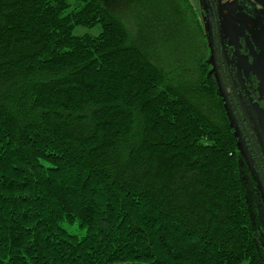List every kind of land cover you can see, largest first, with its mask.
<instances>
[{"label":"trees","instance_id":"16d2710c","mask_svg":"<svg viewBox=\"0 0 264 264\" xmlns=\"http://www.w3.org/2000/svg\"><path fill=\"white\" fill-rule=\"evenodd\" d=\"M212 52L192 0H0V264H264Z\"/></svg>","mask_w":264,"mask_h":264},{"label":"flooded vegetation","instance_id":"af4514ba","mask_svg":"<svg viewBox=\"0 0 264 264\" xmlns=\"http://www.w3.org/2000/svg\"><path fill=\"white\" fill-rule=\"evenodd\" d=\"M202 4L203 23L209 32L210 43H212L213 55L216 65L214 66V74L220 78L224 91L228 94L230 106L236 116V131L245 145L251 158V165L255 172L259 175L264 194V161L257 148L255 136L250 128L249 121L241 109L242 104H248L249 99L257 96L258 80L253 73L245 74L243 70H239L235 65L236 62L252 58V48H256L251 39L244 35L250 34V30L243 26V23L257 21L260 25H264V7L255 0H234L240 4V11L235 9L229 15L237 14L239 22L230 23L233 38L222 37L221 26L222 17L221 10L224 5L220 0H200ZM242 10V11H241ZM228 16V15H227ZM231 17H234L231 16ZM245 75H244V74ZM240 74V75H239ZM259 235L264 238V223L259 230Z\"/></svg>","mask_w":264,"mask_h":264},{"label":"rangeland","instance_id":"374dc122","mask_svg":"<svg viewBox=\"0 0 264 264\" xmlns=\"http://www.w3.org/2000/svg\"><path fill=\"white\" fill-rule=\"evenodd\" d=\"M68 1L73 4L75 0ZM192 1L199 9V12H201V1ZM220 3L224 5L223 10L220 11L223 22L221 26L222 37L223 39L227 37L231 39L233 38V33L230 28V23H236L239 22V20L237 19V14H233L234 17H231L233 15H229L228 13H233L235 9L240 11L241 7L240 4L234 0H220ZM116 5L120 9L123 8L120 3ZM243 26L250 30V34H245L244 36L250 38L256 48H252L251 59L247 57L246 59L241 60V62H236L235 65L237 68L240 67L239 70H243L245 74L248 75V73H253V75L257 77L258 80L256 83L258 84V92L257 96L253 98V101L249 99L248 104L241 105V109L249 121L250 128L257 142V148L264 161V25H260L257 21H253L251 24L243 23ZM81 30L84 31L83 29ZM240 149L245 154V157L251 161L246 145L241 140Z\"/></svg>","mask_w":264,"mask_h":264},{"label":"water","instance_id":"95a60500","mask_svg":"<svg viewBox=\"0 0 264 264\" xmlns=\"http://www.w3.org/2000/svg\"><path fill=\"white\" fill-rule=\"evenodd\" d=\"M256 2H258L261 6L264 7V0H255Z\"/></svg>","mask_w":264,"mask_h":264}]
</instances>
